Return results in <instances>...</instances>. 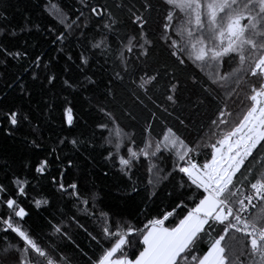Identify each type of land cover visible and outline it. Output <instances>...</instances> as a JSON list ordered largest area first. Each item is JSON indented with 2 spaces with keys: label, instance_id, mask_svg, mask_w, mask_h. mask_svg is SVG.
<instances>
[{
  "label": "snow or ice",
  "instance_id": "1",
  "mask_svg": "<svg viewBox=\"0 0 264 264\" xmlns=\"http://www.w3.org/2000/svg\"><path fill=\"white\" fill-rule=\"evenodd\" d=\"M113 8L138 32L121 35ZM158 46L168 59L154 67ZM10 68L5 87L19 82L31 107L0 100V134L39 158L23 178L0 164V264H264V0H0V71ZM128 100L148 115L143 147L125 156L136 140L113 109L130 115ZM97 155L113 170L96 171ZM65 159L50 194L31 195ZM110 177L101 194L94 178Z\"/></svg>",
  "mask_w": 264,
  "mask_h": 264
},
{
  "label": "trees",
  "instance_id": "2",
  "mask_svg": "<svg viewBox=\"0 0 264 264\" xmlns=\"http://www.w3.org/2000/svg\"><path fill=\"white\" fill-rule=\"evenodd\" d=\"M16 0H11V3L15 4ZM54 3H60L63 6H68L73 3V0H52ZM92 2L100 4V5H111L113 4L114 0H92ZM115 2H120V0H115ZM126 3H131L132 0H125ZM141 0H136L137 6H139V3ZM156 0H153V3H155ZM113 13L116 15V18L120 21L118 25H116L117 31L123 35L128 34L132 35L134 30L138 32L137 26L133 25L131 23V18L125 11L124 13L117 12L116 9H112ZM155 16V13H153ZM14 23H21L23 24L24 21L21 19L19 15H16ZM155 25L156 21L153 20L152 29L151 31H155ZM149 39L155 40L156 37L153 35H149ZM7 43V41H5ZM31 51V50H30ZM50 55H55V53H50ZM167 53L164 52L159 46L155 49H153L152 53V60L149 62L152 66H157L158 62H164L166 61ZM16 68H10L7 73L0 71V100L4 102L6 106H11L13 104H21L23 103V107L25 109L31 107V105L27 104L26 102H22L19 98V91L16 89V84L19 82H16L13 84V88H6L5 82L6 81H12L14 74L16 73ZM195 71V70H193ZM190 74V73H189ZM59 87V85H58ZM14 89H16L14 91ZM33 95L35 97L34 102L39 101V97L43 95V93L40 92L39 87L37 85L32 86ZM72 99V97H69ZM27 98L25 97V100ZM193 100H195V97H192ZM62 100V98H61ZM60 101H57V104L59 105ZM74 106L76 108L77 114L80 115L84 113V109L86 107V101L83 96L77 97L73 100ZM129 108L127 111H129L130 115H125V110L121 109L119 106H117L114 110L115 115L119 119L121 125L123 126V131L126 133L131 134L135 140L136 144L128 143V140H125V147L121 149L122 154L125 156L127 155V147H143V144L141 143V132L142 128L145 123V117L148 115L147 111L143 109L141 106L134 105L131 100H128ZM41 107L43 105L41 104ZM61 114V109L59 107L57 108V111L49 117L50 122L44 125V138L45 141L48 142L45 147V152H47L48 148L51 147V142L48 141L49 135H51L52 140L54 141L56 138L57 133L59 132V117ZM133 116L136 117V119H133ZM39 120L42 122L44 120V114H42L39 117ZM156 124V129L159 131V128L161 125H159L156 122H153ZM104 135H107V132L104 133ZM100 144H104L103 140L99 141ZM108 145L104 144V148H107ZM104 148H98V152L104 151ZM106 154V153H105ZM63 156V153H61ZM39 158L38 155H34L32 152L24 148V146L20 143H17L16 141L6 139L3 137L2 134H0V164L7 162L11 168L21 174V178L24 177V163L26 160H31L33 163ZM143 159V157H141ZM202 159V158H201ZM96 160L98 163L95 165L96 171L102 173V171H112L113 166L109 161L104 160L103 156L97 155ZM147 161H144L145 167L147 166ZM170 163V162H169ZM68 164V160L65 159L63 161V165H61L59 162H54L52 164L51 168V174L48 176L47 179L42 180L40 185L36 187L34 190H31V195H43V194H50V182H51V176L55 175L57 179H59V172L62 168L66 167ZM115 167H118V164L115 165ZM139 167V165L137 166ZM137 175L144 177L146 173L143 170H140L137 172ZM75 172L73 169L69 168L67 170V174L64 177V183L67 185L68 183H71L74 179ZM28 178L31 180L32 184L35 185L36 181L31 179V174L28 175ZM3 179V174H0V180ZM95 186L100 191L101 194L104 192L109 191L110 189L114 191L113 185L116 182L115 177H110L108 180L100 179V178H94ZM139 197H137L136 203L139 202ZM102 206V205H101ZM71 211L76 212V208L72 205L68 206ZM81 208H84V205L80 206ZM90 207V205H89ZM107 210V209H106ZM79 219L81 222L89 229V230H95L96 225L94 224L92 219H89L87 215L81 213L79 214ZM80 239H84L83 233H81ZM87 243V241H84ZM3 244V236L0 234V245Z\"/></svg>",
  "mask_w": 264,
  "mask_h": 264
}]
</instances>
